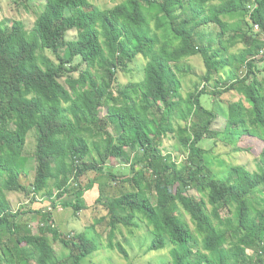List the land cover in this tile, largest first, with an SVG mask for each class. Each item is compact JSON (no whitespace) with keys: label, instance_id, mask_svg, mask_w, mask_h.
I'll list each match as a JSON object with an SVG mask.
<instances>
[{"label":"trees","instance_id":"1","mask_svg":"<svg viewBox=\"0 0 264 264\" xmlns=\"http://www.w3.org/2000/svg\"><path fill=\"white\" fill-rule=\"evenodd\" d=\"M210 24L215 39L201 29ZM195 55L205 85L184 96L177 72ZM140 56L142 80L117 83ZM263 64L264 0H125L105 9L45 0L31 29L0 20V264H83L97 245L58 223L53 210L77 215L95 184L94 203L107 210L97 220H106L105 247L123 257L119 226L131 231L140 219L151 226L147 249L169 247L170 264H264V145L255 171L237 165L221 178L201 144L220 133L264 141ZM228 91L242 97L228 102L225 127L215 129L217 113L202 95ZM32 128L35 174L25 184ZM170 134L185 153L180 163L161 148ZM14 192L28 205L14 210ZM35 202L53 210L30 207ZM56 241L67 255L57 256Z\"/></svg>","mask_w":264,"mask_h":264},{"label":"rangeland","instance_id":"2","mask_svg":"<svg viewBox=\"0 0 264 264\" xmlns=\"http://www.w3.org/2000/svg\"><path fill=\"white\" fill-rule=\"evenodd\" d=\"M45 0H30L27 8L22 5H17L14 0H0V20L3 18L7 19H19L24 22L27 29H31L35 20L36 14L43 7ZM93 6L100 9L111 8L114 5L124 2L125 0H89ZM202 31L207 35L210 34L214 38L218 28L215 25H205L201 27ZM207 35V36H208ZM74 36V32H68V37ZM206 37V36H205ZM215 39V38H214ZM207 41V38H206ZM242 47L241 44L235 46V50ZM49 55L51 53L47 52ZM145 59L140 56L129 64L127 70L119 71L118 81L120 85L124 86L130 81L140 82L143 77V68ZM264 65V64H263ZM205 71L204 63L199 55L190 56L180 64L179 76V88L180 92L186 96L188 92L203 88L205 83L201 77ZM78 72L75 73L77 75ZM263 74H259L261 76ZM216 80V76H215ZM214 88V81H209L206 84V90L210 91ZM242 96L236 91H228L219 96H212L209 94L202 95L204 104L214 109L217 113V119L215 120L213 127L215 129H223L225 127L227 118V104L231 100H237ZM107 114L106 108L100 109V115L105 117ZM176 120V119H175ZM177 122V121H176ZM184 125L185 121H179ZM188 123V122H187ZM180 124V126H182ZM38 134L37 128H32L27 134V141L24 148L23 155L27 158L25 164V172L22 174V182L29 184L34 178L35 174V158L34 148L36 143V136ZM202 146L208 151L206 159L209 166L214 170L217 176L221 178H227L232 171V168L237 165H242L250 171H255L259 164V153L264 145L262 139H258L251 136H243L240 139L235 137L233 139L228 138L224 133L218 134L213 139H204L201 142ZM161 148L163 152L171 153L174 159L180 163L185 158L183 149L178 144L174 134H170L168 137L163 139ZM123 162V161H122ZM118 162V168L123 167V163ZM93 174L90 173L91 177ZM88 178V174L82 179L85 182ZM190 194L199 196L196 191L189 190ZM98 196L97 185L87 192L83 196V203L85 208L82 209L77 215L65 214L68 217V223L66 226L75 231H85L87 236L92 239L97 245V250L92 254L86 256L83 259V264H170V253L169 247L159 250H148L147 247L150 244L152 234L150 232L151 226L147 225L146 220H137L138 226L133 227L131 231L128 228L119 226V231L116 234V239L119 240L127 249L128 257H123L117 250H111L105 247L106 243V220H97L106 215L107 210L105 207L99 204H95V199ZM12 208L14 210L19 207H25L28 205L29 197L24 196L21 192L10 193ZM43 201V199H39ZM43 203V204H42ZM33 203L30 207L42 208L47 207V203ZM210 207V206H209ZM223 216L226 215V211L221 212ZM30 215H32L30 213ZM186 220L193 227L188 214L184 215ZM24 218H28L29 215L24 214ZM33 217V215H32ZM66 219V218H65ZM38 219L32 220V228L34 231L37 230ZM105 239V240H104ZM53 246L56 249L58 257L67 255L68 250L62 246L59 241L53 242Z\"/></svg>","mask_w":264,"mask_h":264},{"label":"crops","instance_id":"3","mask_svg":"<svg viewBox=\"0 0 264 264\" xmlns=\"http://www.w3.org/2000/svg\"><path fill=\"white\" fill-rule=\"evenodd\" d=\"M87 192V191H86ZM85 195V193H84ZM47 207L44 208V210H47V209H52L50 205L46 204ZM53 210V209H52ZM54 211V217L56 219V221L59 223L60 221L61 222H64V224H67L68 223V217H66L65 214H67L68 212L65 210V209H62L61 207H57L56 209L53 210ZM66 218V219H65Z\"/></svg>","mask_w":264,"mask_h":264}]
</instances>
